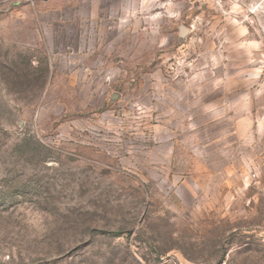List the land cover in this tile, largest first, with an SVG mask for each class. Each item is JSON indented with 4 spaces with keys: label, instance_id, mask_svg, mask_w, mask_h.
I'll return each mask as SVG.
<instances>
[{
    "label": "rangeland",
    "instance_id": "obj_1",
    "mask_svg": "<svg viewBox=\"0 0 264 264\" xmlns=\"http://www.w3.org/2000/svg\"><path fill=\"white\" fill-rule=\"evenodd\" d=\"M0 264H264V0H0Z\"/></svg>",
    "mask_w": 264,
    "mask_h": 264
},
{
    "label": "water",
    "instance_id": "obj_2",
    "mask_svg": "<svg viewBox=\"0 0 264 264\" xmlns=\"http://www.w3.org/2000/svg\"><path fill=\"white\" fill-rule=\"evenodd\" d=\"M186 33V29L184 27H180V36H184V34Z\"/></svg>",
    "mask_w": 264,
    "mask_h": 264
}]
</instances>
